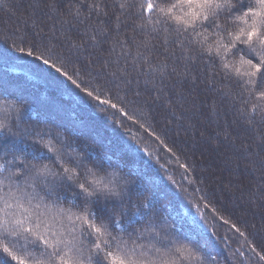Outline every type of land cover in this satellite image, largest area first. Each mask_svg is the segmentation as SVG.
<instances>
[{
	"label": "snow or ice",
	"instance_id": "snow-or-ice-1",
	"mask_svg": "<svg viewBox=\"0 0 264 264\" xmlns=\"http://www.w3.org/2000/svg\"><path fill=\"white\" fill-rule=\"evenodd\" d=\"M0 5L15 17L14 24L0 20V28L20 33L0 46V60L32 57L101 112L112 109L113 116L128 120L135 118L111 98L102 99L98 87H81L83 79L73 78L79 69L69 75L65 58L57 66L45 52L66 50L69 58L94 68L96 77L106 75L125 93L144 96L145 105L162 101L173 115L176 105L183 108L190 99L194 115L206 108L217 123L223 119L224 130L209 138L217 141L215 148L225 144L242 152L264 186V133L257 130L253 143L237 145L228 130L229 118L248 128L264 125V0H18L15 7L0 0ZM28 119L15 102L0 101V264H205L203 251L178 243L180 229L162 214L158 193L167 199L170 190L150 192L139 170L129 166L130 145L117 144L113 160L88 151L47 121ZM140 150L151 159L148 149ZM181 167L187 171V165ZM194 206L193 223L196 217L204 221L199 202ZM212 212L246 235L215 208ZM260 247L257 252L253 244L251 251L264 261V242Z\"/></svg>",
	"mask_w": 264,
	"mask_h": 264
},
{
	"label": "trees",
	"instance_id": "trees-1",
	"mask_svg": "<svg viewBox=\"0 0 264 264\" xmlns=\"http://www.w3.org/2000/svg\"><path fill=\"white\" fill-rule=\"evenodd\" d=\"M155 2L170 3L173 0ZM17 3L18 0H5L8 7H15ZM0 20L15 23V17L10 18L3 5H0ZM19 35L10 29L0 28V46L7 47ZM45 56L55 60L57 66H60L61 56L65 58V70L69 75L79 69L80 76L73 75V78L78 82L83 79L81 87L89 90L98 87L102 99L111 98L113 103L125 107L135 120H128L119 113L113 116L115 110L112 109L107 113L101 112L95 101L65 77L32 57L24 61L0 60V101L15 102L26 110L29 123L47 121L78 145H87L90 152L112 156L117 144L130 145L131 150L125 152L126 158L133 162L129 166L139 170L140 179L150 192L160 188L170 190L167 199L158 193L165 204L162 214L169 216L170 222L180 229L178 243L192 244L203 251L205 264H210L208 257L218 264H240L241 261L243 264H264L251 251L255 244L256 251L260 252V244L264 242V186L258 179L260 172H252L250 160L243 158L242 152L234 151L230 145L221 144L218 150L215 148L217 141L209 138L224 130L222 118L217 123L216 117L206 108H201L194 115L190 99L183 108L176 105L173 115L162 101L145 105L144 96L136 97L131 91L125 93L106 75L96 77L94 68L89 69L83 59L69 58L66 50L62 52L61 48H56L52 53L45 52ZM77 94L83 100H79ZM114 120H119L123 127ZM230 121L231 118L228 130L236 138L237 145L253 143L257 130L264 133V125L248 128L240 121L236 124ZM168 147L173 149L175 156ZM143 148L151 153V159L140 150ZM112 158L115 160L117 157ZM181 165H187V171ZM169 178L175 181L174 185ZM196 202H199L205 220L196 217L197 222L193 223ZM204 203L210 204L207 210L203 208ZM212 208L218 215L236 223L246 235L241 236L231 229L230 224L214 218L216 214ZM192 264H199V261Z\"/></svg>",
	"mask_w": 264,
	"mask_h": 264
}]
</instances>
